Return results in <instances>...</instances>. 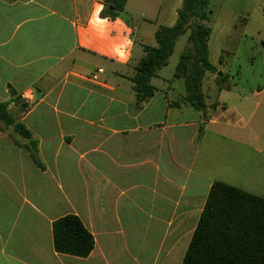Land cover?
Listing matches in <instances>:
<instances>
[{
  "label": "crops",
  "instance_id": "crops-1",
  "mask_svg": "<svg viewBox=\"0 0 264 264\" xmlns=\"http://www.w3.org/2000/svg\"><path fill=\"white\" fill-rule=\"evenodd\" d=\"M104 2L0 0V101L11 102L12 115L33 138L0 122V264H128V241L122 230L113 231L108 214L115 209L122 229L119 212L130 211L121 201L126 183L135 189L128 202L157 214L144 226L142 244L155 243L167 219L157 261L178 264L171 256L183 226H173L181 218L187 222L205 178L194 168L196 144L211 126L218 135L233 127L223 115L209 114L208 106L202 113L186 104V93L160 74L152 79L155 95L137 103L130 78L143 45L155 46L157 29L176 24L183 0H128L125 16L118 17L123 23L91 26L94 4ZM243 5L233 14L229 0L210 1L213 65L214 30L220 27L221 39L238 18L249 16L254 0ZM127 39L132 46L123 50L130 55L120 62L115 50ZM217 69L216 76L223 74ZM81 173L87 179L83 193ZM185 175L184 193L176 199V180ZM101 196L110 209L99 207ZM69 214L95 238L86 258L55 250L53 223Z\"/></svg>",
  "mask_w": 264,
  "mask_h": 264
},
{
  "label": "rangeland",
  "instance_id": "rangeland-1",
  "mask_svg": "<svg viewBox=\"0 0 264 264\" xmlns=\"http://www.w3.org/2000/svg\"><path fill=\"white\" fill-rule=\"evenodd\" d=\"M229 3L228 8L233 14L241 12L244 7V0H229ZM244 18L248 20L247 25L243 24ZM220 34V27L215 28L211 55L214 65L227 76V82L225 87L221 88L218 77L211 75L212 77L205 79L203 91L209 108L208 113L223 115V121L233 127L223 128L222 135H218L211 126L206 137L196 144V148L199 145L200 153L195 160L194 168L203 172L205 178L201 180L199 192L192 203L188 216L192 219L188 222V218L186 223L185 221L180 223L181 218L173 226V229L183 226L179 228L181 234L178 237L174 255L171 256L172 260L176 258L178 264H182L200 217V210L204 208L213 182L220 181L264 197V0H254L250 15L246 14L243 18H238L233 28L221 39L217 38ZM190 46L188 32L178 39L169 64L158 72L161 77L173 79V88L182 95L186 93L185 80L183 77H175V73L181 52ZM258 103L260 106L257 107ZM204 157L207 158L206 164L203 162ZM86 180L81 173L82 193L85 191ZM185 181L186 175L178 176L176 199L184 193ZM132 186V183H126L122 188L126 191V196L121 201L126 202L127 207L130 208V211L119 212L122 229L117 227L118 214H115L117 213L115 209L108 212L112 214V221H114L113 231L122 230L120 237H125L128 241V264H162L161 260L157 261V255L160 252L163 234L168 231V220H165L159 235L154 238L155 243L144 246L142 244L146 236L144 226L149 221H154L157 214L149 207L140 210L139 206L128 202L127 197L132 196L135 191ZM102 187L101 184V191ZM99 200L102 202V206L99 205V207L110 209L104 196H101ZM167 247L168 245L165 248Z\"/></svg>",
  "mask_w": 264,
  "mask_h": 264
},
{
  "label": "trees",
  "instance_id": "trees-1",
  "mask_svg": "<svg viewBox=\"0 0 264 264\" xmlns=\"http://www.w3.org/2000/svg\"><path fill=\"white\" fill-rule=\"evenodd\" d=\"M211 0H183L174 26H160L155 46L143 45L144 56L130 78L139 106L156 93L152 79L168 64L180 37L189 32L191 46L180 56L175 75L185 80L184 102L196 111L207 110L203 91L208 74L219 73L210 60L211 36L209 4ZM128 0H105L103 18L125 16ZM221 88L227 76H217ZM14 93V92H12ZM11 102L0 101V122L27 140L31 132L14 118ZM33 159L38 162L35 150ZM55 250L61 254L86 258L95 248V238L79 216L66 215L53 223ZM182 264H264V197L226 183L213 182Z\"/></svg>",
  "mask_w": 264,
  "mask_h": 264
},
{
  "label": "clouds",
  "instance_id": "clouds-1",
  "mask_svg": "<svg viewBox=\"0 0 264 264\" xmlns=\"http://www.w3.org/2000/svg\"><path fill=\"white\" fill-rule=\"evenodd\" d=\"M104 10V5L103 4H94V11L92 13V16L89 19V24L91 26H95L96 24H107L109 19L108 17H105L103 19H100V13ZM116 23H123L119 18H117ZM130 29H129V34H130ZM132 40L127 39L126 43L124 45H121L118 47L116 51V55L119 58L120 62H127L130 52H125L123 49L125 48H130L132 46ZM27 95V94H26Z\"/></svg>",
  "mask_w": 264,
  "mask_h": 264
},
{
  "label": "built area",
  "instance_id": "built-area-1",
  "mask_svg": "<svg viewBox=\"0 0 264 264\" xmlns=\"http://www.w3.org/2000/svg\"><path fill=\"white\" fill-rule=\"evenodd\" d=\"M103 70L102 69H100V70H98V72L97 73H95L94 75H93V78L94 79H97V77H98V73H101Z\"/></svg>",
  "mask_w": 264,
  "mask_h": 264
}]
</instances>
